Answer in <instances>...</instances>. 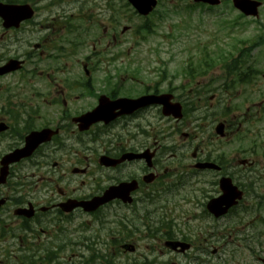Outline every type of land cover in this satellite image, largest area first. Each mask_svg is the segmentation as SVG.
Listing matches in <instances>:
<instances>
[{
    "label": "flooded vegetation",
    "instance_id": "af4514ba",
    "mask_svg": "<svg viewBox=\"0 0 264 264\" xmlns=\"http://www.w3.org/2000/svg\"><path fill=\"white\" fill-rule=\"evenodd\" d=\"M0 1L24 6L16 24L6 25L0 18V64L20 62L18 69L0 74V170L4 156L22 148L31 133L43 129L52 133L29 156L4 167L7 173L0 183V255L20 252L25 256L23 264H70L71 259L63 257L62 251L84 246L78 239L68 241L62 237L65 219L86 215L93 229V222L104 227L109 223V209L121 205L126 208L124 222L140 224V230L121 232L119 264H264V231L255 226L264 224V184H241L243 199L215 216L208 211L207 203L221 194L220 187L215 182L204 183L197 199H182L181 207H189L175 212L176 202L169 201L172 207L167 208L157 199L148 198L157 186L155 178L147 183L144 176L152 170L157 178L162 176L156 158L150 168L141 158L115 165L100 160L101 156L117 160L123 154L137 155L153 148L156 153L157 139L151 127L150 141H138L140 120L151 110L157 111L156 106L121 115L108 123L96 122L88 130L78 129L75 118L97 106L101 95L114 100L159 93L156 82L143 91L134 75L100 70L109 60L101 55L106 49L117 48L112 59L125 56L126 33L131 30L123 26L124 0ZM89 46L92 54L79 57L78 48ZM97 47L101 51H96ZM170 80L166 92L186 108L189 99L181 93L183 82L175 86ZM236 116L229 119L220 114L213 121L203 122L202 117L187 118L188 125L198 123L193 130L213 131L216 124H223L222 138L210 135L218 143V150L222 148L221 141H248L228 153L217 148L210 151L203 141H197L192 157L196 161L215 160L220 171L206 170L214 175L253 174L264 178V127L237 138L243 129ZM191 134L189 129L185 138ZM131 180L137 182L132 204L115 199L90 214L79 207L71 212L63 207ZM174 213L192 217L199 224L179 227L171 220ZM95 233L98 235V230ZM102 236L107 244L102 240L96 246L108 249V231ZM15 239L17 245L13 243Z\"/></svg>",
    "mask_w": 264,
    "mask_h": 264
},
{
    "label": "rangeland",
    "instance_id": "374dc122",
    "mask_svg": "<svg viewBox=\"0 0 264 264\" xmlns=\"http://www.w3.org/2000/svg\"><path fill=\"white\" fill-rule=\"evenodd\" d=\"M262 1L263 6L259 10V18L256 22L251 19L237 18L234 20L238 15V12L228 4L222 5L213 10L197 8L187 11L186 4H189L187 1H167L162 3L157 9V13H165L166 10H168L166 12L167 16L163 21H158V17L156 14L154 15L153 19H155V21L157 20V27L152 35H149L144 42H139L137 46L130 47L128 41H131V35L127 34V44L125 48L129 55H125L123 64L127 71H134V69L138 68L139 70L136 71L141 73L140 78L143 81L157 79L158 83H162L163 81L161 79L167 70L179 71L187 62L197 61L198 59H202L205 55L214 57L219 51H223V53L233 52L234 49L231 45L236 44L238 40L244 41L241 45L243 48H249L251 45L249 39L253 38L254 40L256 36L263 34L261 28L262 25H264V0ZM171 4L176 5L170 7ZM175 8L178 10L179 15H174L175 13H172ZM233 20L236 22H233ZM260 24L261 27H259ZM234 25L236 26L233 27ZM249 51L251 57L253 56L258 59L259 62L256 63V65L258 64L260 70L264 71V46H253ZM90 52L91 50L89 48L82 50L79 49V56L86 55ZM120 62L118 63L119 66ZM255 68L257 69L256 66ZM110 70H112V68H110ZM214 72L221 73L220 71ZM258 80L259 77L257 82ZM262 83L264 86V81ZM165 84V82L162 83L163 86H165ZM261 92L264 96V90H261ZM252 99L253 101L259 99L257 91L252 93ZM250 103L251 102L247 105ZM252 118L253 117L250 119L251 129L263 128V126H260ZM152 121L158 131V140H160L163 145L167 146H159L157 155V160L161 162V167L171 169L169 174L164 177L171 178L175 181L177 180L176 183H181L182 181H185L186 183L191 182L192 175L174 174L175 171H173V169L180 167V165H185L189 161L188 158L183 159V154L185 153L183 139H181L179 134L166 135L164 130H167L168 133H171L172 130L169 129L167 121L160 118L159 112ZM182 130L185 129L182 128ZM199 138H202L201 134H199ZM142 140H144L143 137ZM170 146L173 148H179L173 150V152L176 153L175 158L167 159L169 155H166V152H172ZM221 146L222 152L228 153L232 150V146L225 142H221ZM197 179L192 182H197ZM258 182L261 183V181H257L256 183ZM195 185L198 186L199 184ZM187 188L190 189L189 187H186V189ZM186 193L188 192L183 191L176 192L175 194ZM180 198L179 195L173 197L174 200ZM113 210L114 211L109 214L110 223L107 224V227L102 231V233H105L108 231L107 228L110 227L115 233L111 234L109 231V236L117 235L115 220L119 213L121 214L122 208ZM83 219H87V217L83 216ZM80 220L68 223L67 231H70L71 228L80 223ZM85 226H89L88 222L82 224V229L77 225L78 228L75 236L79 235L87 237L92 235L90 228L88 229Z\"/></svg>",
    "mask_w": 264,
    "mask_h": 264
},
{
    "label": "water",
    "instance_id": "95a60500",
    "mask_svg": "<svg viewBox=\"0 0 264 264\" xmlns=\"http://www.w3.org/2000/svg\"><path fill=\"white\" fill-rule=\"evenodd\" d=\"M133 6H135L138 11L142 14H147L151 9L152 6L155 5V0H129ZM194 1H198V2H205V3H209V4H218L220 3V0H194ZM233 4L236 8H238L241 12H243L245 15H250V16H257L258 15V7L260 6V2L256 1V0H233ZM7 14H11V11H8L7 6H2L0 5V15L2 16H6ZM163 97H143L140 100H144V99H150V101H146V102H141L139 104L143 105L145 103L148 102H156L158 104H163V113L165 115H169V114H173L175 117H180L181 116V112H180V108L179 106H172L167 104L163 99ZM135 103V102H134ZM127 106V102H123V101H116L115 105L112 106V109L114 108H120V113L125 111V108ZM133 107V106H132ZM114 116L110 114V109H106L104 111H102L101 108H99L98 110L95 109L92 112H89L85 115H83L81 118H79V128L80 129H85L89 126V124H91L92 122L96 121V120H105L108 121L110 119H112ZM43 133V132H41ZM42 140V139H39ZM32 146H28L26 149H31ZM29 150H27L25 153L23 150H19L18 152H14L13 154H11L12 156L14 155L15 157L9 156L5 159V163H7L8 161H14L19 159L21 156H24V154H28ZM124 158V157H123ZM149 158V157H147ZM104 162H107L109 160H107V158H103ZM111 162V161H110ZM108 164V163H107ZM221 183L223 184H229L230 185V180L229 179H222ZM134 186L129 185V184H122L120 186H118L117 188H110L106 193L105 196H103L102 198H97L94 201H89L86 203H82L81 205L83 206V208L87 211H91L94 210L97 206H99L100 204L108 201L109 199L116 197V196H124L127 195V193L133 189ZM226 193L229 195V200L227 201L228 205L231 204L230 200L233 201L234 200V188H228L225 190ZM123 200H127L129 201L130 199L127 197H123Z\"/></svg>",
    "mask_w": 264,
    "mask_h": 264
}]
</instances>
